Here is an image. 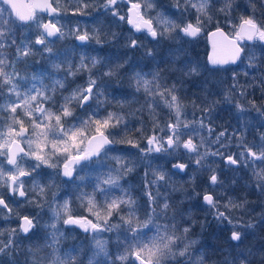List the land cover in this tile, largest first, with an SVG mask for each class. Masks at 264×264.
I'll list each match as a JSON object with an SVG mask.
<instances>
[{
    "label": "snow or ice",
    "instance_id": "snow-or-ice-1",
    "mask_svg": "<svg viewBox=\"0 0 264 264\" xmlns=\"http://www.w3.org/2000/svg\"><path fill=\"white\" fill-rule=\"evenodd\" d=\"M2 2L9 5L12 12L5 16V9L0 8V220L9 225L0 227V264H4V257L8 258V264H21L20 255L24 256L22 264H79L82 249L61 248L62 240L67 236L61 230V223L77 226L90 234L88 264H99L97 257L101 255L110 257L109 240L104 239L102 233L116 234L118 254L111 264H205L206 254H196L198 241L189 239L191 226L179 227L177 216L183 219V215L173 207L169 195L160 191L162 186H169L170 172L173 175L185 173L189 164L177 161L166 170V166H153L152 161L164 157L175 159L183 150L189 157H196L194 164L197 169L210 173L208 183L215 188L223 187L224 181L217 169L206 161L210 156H219L226 166L249 167L257 189L264 193V167H257L264 165V133L259 134V142L254 140L251 143L238 130H234L232 135L227 130L220 131L212 139L215 128L211 117L220 101L209 99L211 93L207 88L199 103V98L188 101L181 95L184 79L200 74L198 63L188 61L173 68L171 71L181 75L169 83V76L165 75L168 70H162L158 65L151 71H144L127 59L119 62L117 58V62H113L111 57L85 52L79 53L76 62L71 58L76 55L75 49L57 51L54 49L55 40L70 35L83 47L93 40L103 45L108 39L115 40L117 34L111 33L106 39L100 29L82 30L78 23L66 32V25L61 23L64 9L60 0H36L26 6V10L15 0ZM120 2L122 0H103L101 7L110 11L114 19H126L136 32L146 33L156 43L172 41L181 35L195 38L213 19L214 0H173V6L181 17L188 14L186 22H178L174 16L163 11H156L155 16L148 15L156 10L155 0H129L128 13L121 16L116 7ZM215 2L221 5L216 12L225 14L226 22L235 35L232 38L225 36L217 21L213 35L224 36L230 55L227 59L210 55L209 62L212 65L235 64L247 58V67L255 70L257 57L247 53L244 42L264 43V20L257 19L256 0H248L251 14L242 15L238 24L231 17L235 0ZM90 6L93 5L89 4V0H77V6L71 9L72 14L86 15ZM259 7L264 9V0H260ZM193 11L194 20L191 19ZM41 12L49 16L47 22L38 15ZM260 16L264 17V11L260 12ZM20 28H27L28 32L18 37ZM33 35L34 40L31 39ZM124 47L135 50L143 45L138 39L129 37ZM9 49L15 50L14 55ZM40 50L41 54H49L50 59L55 57L51 59V68L55 73L63 71L64 76H53L47 71L32 73L30 77L21 75L17 66L20 63L27 66L29 58ZM182 52L181 48L170 50L174 64L180 61ZM144 56L154 59L155 49H147ZM79 74H86V80L69 91L68 78ZM245 75L248 73L245 72ZM124 79L132 90L131 98L122 92L121 98L116 99L115 91ZM113 80L116 81L115 87L110 83ZM233 81L224 91L225 101L231 100L237 89L241 96L244 95L245 88L239 85L236 73H233ZM261 83L264 84V79ZM133 104L137 107L133 108ZM235 107L241 114L246 111L239 102ZM252 107L264 115V109L257 107L255 102H252ZM189 108L192 109L191 120L188 119ZM161 109L167 110L164 119H161ZM77 110L83 115H77ZM197 112L200 113L198 118ZM145 113L147 121L143 119ZM137 114L140 117L139 126L133 127V118ZM243 126L247 127L246 124ZM205 132L207 135L203 134ZM233 139L237 141L239 152L229 154L222 151L230 147ZM209 143L219 147L213 151ZM130 149H135L138 156L131 155ZM109 153L113 155L109 156ZM102 157L110 160L111 165H105ZM94 159L108 170L97 175L91 192L79 191L77 200L81 206H86L89 216L76 217L71 212L70 200L60 202L59 193L53 191L57 187L55 177H69L83 182L85 177L74 173L77 168L83 170L86 162ZM141 165L145 167L143 187L147 201V211L143 215L139 200L121 183ZM46 169L52 172L48 173ZM233 183L236 181L233 180ZM117 190L119 195H115ZM171 191L184 189L173 185ZM98 196L103 200L98 201ZM15 197L40 211L36 215H21L12 206L19 203ZM202 199L215 220L231 225V241L239 243L247 230L257 227L255 222L245 223L242 217L233 215L246 210L247 200L229 197L221 203L217 194L207 191ZM45 208L50 215L48 222L41 225V214ZM13 217L18 221L15 227L11 226ZM161 220L165 222L160 223ZM260 222L264 223V214ZM39 227L44 229L43 237H37L36 242L25 247L23 241H31ZM41 239L42 243L39 242ZM251 256V250L247 254L239 252L230 260L225 258L223 264H251ZM261 258L264 259V254Z\"/></svg>",
    "mask_w": 264,
    "mask_h": 264
},
{
    "label": "trees",
    "instance_id": "trees-1",
    "mask_svg": "<svg viewBox=\"0 0 264 264\" xmlns=\"http://www.w3.org/2000/svg\"><path fill=\"white\" fill-rule=\"evenodd\" d=\"M133 1H136V0H133ZM102 3H103L102 0H89V4L93 6H90L87 9L86 15H73L71 9L77 6V0H60L61 7L64 9V11L62 12V16L64 18L61 20V23H64L66 25V28L74 27L78 23L82 30H88L89 24L95 25L97 29H110V26L107 23V21L108 19L113 18V16L110 11H106L104 8L101 7ZM258 8H260L259 4H258ZM117 10L119 11L120 14L124 15L126 13L125 4L121 3V5L118 6ZM160 11H163V10L161 9ZM163 12L166 13V11H163ZM249 14H251V8L249 7L248 1L247 0H235V6L231 13V17L233 18L234 22L237 23V21L242 15L246 16ZM148 15H150V12L148 13ZM256 16H257V19H259V16L258 15ZM120 21L121 20H119L118 18L115 19V23L120 22ZM123 21L124 20H122V26L121 25L120 26L122 28H126V25ZM104 22H105V25L103 26ZM23 32L26 34L28 32V29L27 28H25V30L23 29ZM138 36H139V41L141 42L143 46L145 47L150 46V39L146 36L145 33L139 34ZM246 51L248 54H254L257 57L256 62H262V64L261 65L257 64V68L255 70L248 68L246 64L242 65L243 68L237 65L235 73L238 76L250 81L247 83L251 87L261 86L262 83L260 79L264 78V46L259 45L256 48H246ZM147 61L148 60L145 58L140 59V62H147ZM245 61H248L247 58L243 60V62ZM140 67L143 68L144 71H150V67H147V66H140ZM245 72L248 73L247 76L245 75ZM223 75L224 74H221L220 76H223ZM250 91H251L250 99L253 100L254 97L252 94L257 93L258 91L256 90H250ZM221 96H222V99H220L221 101L219 103V107H220L219 118L225 115L234 104L232 98L229 101L224 100V93ZM246 101H249L247 97H246ZM78 112L79 110H77V115H78ZM250 124L252 128L246 129L245 131V133L248 136L250 135L247 142L251 143L254 140L256 142H259V134L264 133V127L257 128V127H254L252 123ZM135 125L136 123L134 122L132 126L138 127ZM227 133L229 135L233 134L229 132ZM205 135H207V132L205 133ZM201 150H204V149H201ZM230 150H234V149L230 148ZM129 151L131 155L138 156L137 152H135L134 149H130ZM111 155H113V153H109V156ZM111 163L112 162L110 160H107V165H111ZM152 164L153 166L157 164L161 166H166V170L169 169L168 167L169 161H166L164 158H161L159 160H153ZM257 167H264V165H258ZM242 168H246L245 170H248L249 177L247 181L242 178L243 180H241L240 182L243 183V188L245 184L248 183L249 186L253 190H251L250 195H247L245 193V195L249 199L247 203L248 209L246 208V211L241 212L237 215H243L244 218L242 220L245 223L255 222L257 224V227L255 229L247 230L244 234L242 241H240L237 244H234L230 240L227 239L228 228L226 231V228L220 225L221 223L219 224V226L214 227L215 225H213V221H211L212 223L210 221L207 222V219H209V217L206 216L205 212L202 211L198 213H191L190 215H188V217L190 218H188L187 219L188 221H185V223L187 224V226H191L192 231H191L190 236H193L194 239L198 241V248L196 247V250L200 248L201 251L204 254H206L208 261L205 264H218L222 260L224 261L225 258H228L230 260L232 257L236 256L237 253L239 252H244L245 254H247L249 250L252 249L253 247L255 248V250L252 252V256L250 257L251 264H264V259L261 258V255L264 254V223L260 222L261 215L264 214V193H261L259 189H257L255 180L251 181V179L253 178L251 174V169L249 167H244L243 165H241L238 169L241 170ZM107 170L108 168L105 167V172H107ZM144 172H145V167L141 165L140 167L137 168L135 172L130 173L128 176H126L121 181L123 187L130 189L133 192V195L140 202H142L141 205L143 207L140 210L141 215H143V213L147 211V205L144 203L146 201V197L144 196V187H143ZM100 173H103V171H101ZM140 173L142 174L141 179L138 176V174ZM204 173L206 174L208 173V171L204 170ZM136 176H137V181H134ZM96 177L97 176H95L92 173L91 181H96ZM172 185H178V183L175 179L170 178L169 186H162L160 188V191L162 193L166 192L169 195L171 203L176 198H178L177 196L178 193L171 191ZM236 186H239L242 189L240 185H236ZM119 194H120L119 190H117L115 192V195H119ZM66 197H69V194ZM97 199L102 201L103 197L98 196ZM181 203L187 205V208L192 210V206H193L192 203L190 202L184 203L182 202V200H181ZM83 212H86V213H83ZM83 212L76 210L74 214L80 213V214L89 216L86 210H84ZM89 218H92V217H89ZM68 231L69 230H66L65 228V232H68ZM148 235L150 236L152 235V233L149 232ZM37 237L42 238L43 236L42 234L40 236L33 235L32 238H36L34 242L37 241ZM104 239L109 240L108 250L110 252V257L106 258L103 255H101L97 257V261L99 262V264H111V260L115 259V255H114L115 252L116 254H118V249L116 245V234L109 233V235ZM39 242L42 243L43 242L42 239ZM70 244H72V246H69ZM90 245H91V241H86V242L73 241V243H69L66 241V239H63L61 242V248L63 250H69L73 247L83 249L79 257V264H88V260H86V258L88 259L89 256L91 255ZM220 258L222 260H220ZM223 261L219 264H223ZM117 264H119V262H117Z\"/></svg>",
    "mask_w": 264,
    "mask_h": 264
},
{
    "label": "flooded vegetation",
    "instance_id": "flooded-vegetation-1",
    "mask_svg": "<svg viewBox=\"0 0 264 264\" xmlns=\"http://www.w3.org/2000/svg\"><path fill=\"white\" fill-rule=\"evenodd\" d=\"M155 1H157L160 4H163V3H166L168 1H173V0H155ZM118 4H121V2ZM256 4H257L256 15H258L261 20H264V17L260 16V12L264 11V9L258 8V4H260V0H256ZM219 6H221V5L218 2H215V0H214L213 8H212V13H213L212 22L206 23L204 29L202 30V32L197 37L191 39L188 37L181 36L183 38L184 42L186 44H188V47L183 52L184 59L180 60L176 64H174L172 62V60H167V63H166L167 66L165 69H170V70H172L175 67L182 66L183 63L188 62V61H191L193 63H198L201 66V72L198 76L187 77L184 79V91H182L181 95L184 96L188 101L199 98V99H197V102L199 103L204 97L206 88H207V91L209 93H211V95L209 96V99L216 100L218 98V95H222L224 93V91L230 85H232L234 83L233 73H235L236 66L239 65L240 67H242L243 64H246V65L248 64V61H245V62L238 61L235 64L231 63V64L224 65V66H212L208 63L207 56H208V52H209V43H208L207 35H208L209 31L217 28V26H218L217 21H219V27H221L229 37H234V35H235L232 28L226 22L225 14L216 12V9L219 8ZM174 12H176V13H173V16H174V18H176L178 20V22H186L189 19L188 14L181 17L179 11H177L175 9ZM38 15L43 19V21L49 20V16L47 15V13H39ZM194 18H195V12L191 13V19L194 20ZM233 22H234V20H233ZM128 26L130 27L129 30H124V28H122L120 31L116 30V32H118L117 39H115L111 43H115V42L118 43L121 41H126L128 39V37H131V36H129L130 33L134 32V35L138 34V32H136L135 29H133L131 25L128 24ZM65 31L67 32L68 29H65ZM123 34H125V35L123 36ZM244 43L246 45V48H256L257 46L263 44L259 41H256V42L245 41ZM79 45L80 44L75 43V37L74 36L66 35L64 37V39L55 40L54 49L57 51H62L63 49H73L74 48L76 55L74 57H71V58L74 61L78 62L80 52H85L87 54L88 53L90 54L89 50H85V49H88V46L85 45L83 47H80ZM116 48H117V46H116ZM90 50H92V49H90ZM9 51L14 55V52H15L14 49H9ZM41 52H42V50L37 51L34 56L30 57L27 66H25L24 63H20L17 66L18 70L21 72V75L26 74L30 77L32 73L47 71L49 74H51L53 76H64L65 73L63 71H61L60 73H55L51 68V59H54L55 57L53 56L50 59L49 54H47V53L41 54ZM104 52H105L104 50L101 51V53H104ZM119 53H120V51H119ZM126 53L129 55L125 56V57L122 56L123 60L127 59L130 61V63L132 65H137V63H136L137 60H135V56H137V54H135L134 51H130V53L129 52H126ZM102 56H106V53L102 54ZM57 62H59V61H57ZM256 63L259 65L262 64V62H256ZM66 66L67 65H65L64 67H66ZM103 70L104 69H100V71H103ZM171 72L174 74L175 77L174 76L169 77V83H171L173 79H176L177 77H179L181 75L179 72H173V71H171ZM221 74H224V75L220 76ZM122 75H123V73H122ZM262 79H264V78H262ZM262 79H260V81ZM68 80H69L68 90L70 91L71 88H74L76 85L84 83V81L86 80V74H79L75 78L69 77ZM45 82L48 83V80L46 79ZM247 82H250V81L246 80L245 78L238 76L239 85H242L245 88V92H244L243 97H247L248 100L250 101V94H251L250 90L259 91L264 96V84H262L261 86L251 87ZM110 83L116 84V81L113 80ZM120 85H122V86H119V89L115 91L116 99L121 98L122 92L126 93L127 96L130 97L132 90L129 88L127 79H124L120 83ZM113 86L115 87V85H113ZM236 93H237V95L241 96L239 94V89H237ZM234 95H235V93L232 96H234ZM219 98L222 99V96H220ZM244 108L246 109V111L243 114H241L240 112H234L233 111L235 113V115H237V117L242 116L243 117L242 119H239V118L235 119L233 121H230L228 124L226 122L220 123L218 121L219 109H220L219 104H218L214 108L213 114L211 117L213 127L215 129L226 128L229 132H234V130H240L241 128H245L243 126L245 124L247 125V127H246L247 129L252 128L250 123H252L253 126L257 127V128L264 127L263 115L258 113L255 109H249L248 106H244ZM259 108L264 109V107H259ZM189 110L190 111H188V119L191 120L193 118L192 117V109L189 108ZM101 114L103 115V113H101ZM78 115H83V113H81L79 111ZM199 116H200V113L197 112L196 117L198 118ZM184 139H187V137H184ZM181 152L183 153V150H181ZM62 164H63V162L61 163V165ZM47 170L52 172L51 169H47ZM46 172H48V171H46ZM231 175L232 174H229V173L223 174V172H222L219 176H220V179L222 181H224V186L223 187L217 186L215 188H213L209 185L207 177L202 178L201 181H203L204 183H202L200 185L201 190L203 189V192L201 193V202H202V194L205 191L214 192L215 194H217L219 196L220 201L223 202L224 198H226L225 192H226L227 187H228L227 181L229 179L231 180L234 177V175H232V176ZM85 177H86V185L84 184V182H82L83 191H85V188H86V191H89L90 189H92V184L88 180V174L87 173H85ZM198 178H199V175H189L188 176L189 181H194ZM198 182H200V181H198ZM28 183L30 185L31 181H29ZM55 183H56L57 187L54 188L53 191H58L60 193V195H59L60 199L68 196V194H69V197H72L73 195H70V194L72 192H74V190L78 186L75 182V179H73V178L67 179L63 176H56L55 177ZM191 186L193 189L196 190V188L199 186V184L196 181H194L191 183ZM189 194L191 196H193V192H189ZM14 199L18 200L19 203L16 205H12V206L17 211H19V213L21 215H25V214H29V213H31L32 215H34V214L36 215V213L40 211L39 209L35 208L34 206L28 205L25 201L20 200L19 197H15ZM49 199H51V193H49ZM71 206H73V205L70 203V207ZM184 207L187 208V205H184ZM205 208L208 209L205 212H208L209 211L208 206H204V205L201 206L200 204L199 205L193 204L192 213L202 212V210H204ZM221 210H223V208ZM49 215H50V213H49L48 209L45 208L43 210V213L41 214V221L42 220L48 221ZM163 222L164 221H160V223H163ZM17 223H18V221L16 220L15 217H13V221L11 223V226L15 227ZM182 223L185 224V222H182ZM8 226L9 225L4 224V222L2 220H0V227H8ZM74 228L75 227H67L66 230H71L74 232L76 229V228L75 229ZM27 243H28V240L23 241V244L25 247H27ZM19 260L22 264V262L24 260V256L20 255ZM3 261H4V264H8V258L7 257H4Z\"/></svg>",
    "mask_w": 264,
    "mask_h": 264
},
{
    "label": "rangeland",
    "instance_id": "rangeland-1",
    "mask_svg": "<svg viewBox=\"0 0 264 264\" xmlns=\"http://www.w3.org/2000/svg\"><path fill=\"white\" fill-rule=\"evenodd\" d=\"M128 6H130V3L128 4ZM0 8H3V9H5V12H4V15L5 16H7L8 15V12H7V7L4 5V4H1L0 3ZM108 24H109V26H110V29H108V30H104V33H108V32H111L112 33V31L115 29V19L114 18H111V19H108V22H107ZM105 25V22H104V24H103V26ZM34 27V26H33ZM88 27L89 28H91V29H97V27L95 26V25H91V24H89L88 25ZM24 30H25V28H24ZM175 40H181L180 38H177V39H175ZM97 53H98V55H99V51L98 50H95ZM110 57L112 58V60H113V55L110 53ZM165 117H166V115H165ZM135 150V149H134ZM187 157V156H186ZM245 167V166H244ZM229 169V167L227 166L226 167V170H228ZM246 168H242L241 170H239L238 171V175L241 177V178H243L244 180H248V177H249V174H248V170H245ZM48 173H51V171H49L48 170ZM232 176V175H231ZM252 180H254V178H252L251 179V181ZM134 181H137V177L135 178V180ZM231 183H232V180H231ZM75 184V183H74ZM77 184L79 185V186H82V184L80 183V182H77ZM245 187H247V189H245L244 190V193H246L247 195H250V193H251V190H253L250 186H249V184L248 183H246L245 184ZM244 189V188H243ZM242 189V190H243ZM58 192V191H57ZM59 193V192H58ZM59 195H60V193H59ZM178 198H176L173 202H172V205H173V207H175V208H177V209H179L180 211H184L186 208L184 207V205L181 203V197H182V194H179L178 193ZM197 196L198 195H196L195 196V199L197 200ZM59 199H60V197H59ZM187 199V198H186ZM60 202L62 201V200H59ZM198 201V200H197ZM140 202V201H139ZM140 204H141V202H140ZM71 209V208H70ZM75 209V208H74ZM76 209L77 210H86V206H81V204H80V201L78 202V205H77V207H76ZM187 210H189V209H187ZM241 211H237V212H235V214H233V215H235L236 217H242V219L244 218V216L243 215H237V214H239ZM205 214H206V216L208 215L206 212H205ZM35 215V214H34ZM188 218H190V217H188V216H184L183 215V219L181 220V222H185V221H188L187 219ZM178 219V218H177ZM178 222H180L179 221V219L177 220ZM187 226V224L185 223V224H179V227L180 228H183V227H186ZM111 234V233H110ZM109 235V233H102V236H103V238H106L107 236ZM151 236V235H150ZM189 239H194V237L193 236H189ZM82 240V239H81ZM80 241V240H79ZM89 241H91V238L89 239ZM195 247H197L198 248V244L195 246ZM83 250V249H82ZM250 250H252L251 252H253L254 250H255V248L253 247L252 249H250ZM201 253H203L202 251H201V249L199 248V249H197V252H196V254L197 255H200ZM115 257H116V252H115ZM87 257V256H86ZM86 260H88L87 258H86ZM220 260H222L221 258H220ZM208 261V259L206 258V261H205V263ZM223 261V260H222ZM221 261V262H222ZM221 262H219V263H221ZM218 263V264H219Z\"/></svg>",
    "mask_w": 264,
    "mask_h": 264
},
{
    "label": "water",
    "instance_id": "water-1",
    "mask_svg": "<svg viewBox=\"0 0 264 264\" xmlns=\"http://www.w3.org/2000/svg\"><path fill=\"white\" fill-rule=\"evenodd\" d=\"M29 1H30V4L36 2V0H29ZM15 2L20 6H25V10H26V6H28L27 0H15ZM7 6L9 7L10 11L12 12L11 7L9 5H7ZM13 16H14V14H13ZM221 31L225 34V36H227L226 33L222 29H221ZM213 33H216V29L212 30L207 35L208 43L210 45L208 56H207V61L210 65H212L208 59L210 55L214 56L217 59H227L230 55V48H229V45H228L227 41L225 40L224 36H221L219 34L213 35ZM229 38H232V37H229ZM227 64H231V63H227ZM227 64H223V65L218 64V65H212V66H224Z\"/></svg>",
    "mask_w": 264,
    "mask_h": 264
}]
</instances>
